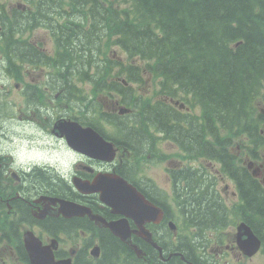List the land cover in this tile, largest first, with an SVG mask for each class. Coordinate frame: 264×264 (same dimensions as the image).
Returning <instances> with one entry per match:
<instances>
[{"label": "flooded vegetation", "instance_id": "flooded-vegetation-1", "mask_svg": "<svg viewBox=\"0 0 264 264\" xmlns=\"http://www.w3.org/2000/svg\"><path fill=\"white\" fill-rule=\"evenodd\" d=\"M97 8L103 11L75 6L74 0H0V264H139L129 250L138 259L151 258V264L171 259L191 264L184 249L193 257L188 245L199 251V243L206 262L197 264H251L252 257L245 255L248 235L240 234L245 231L240 227H249L264 247L259 231H264V215L247 208L233 212L241 205L240 195L246 205L244 193L251 189L241 170L231 171L237 179L226 172L236 164L249 172L246 159L239 151L221 154L218 143L204 140L210 136L203 127L209 130L212 121H203L191 104L150 105L131 116L118 115V101L106 91L107 30L90 41L80 36L93 26L108 29L104 12L93 13ZM146 116L151 122L134 121ZM124 118L153 138L148 150L120 140L118 122ZM175 125L183 137L197 138L199 146L163 133ZM71 135L86 139L81 146L88 150L72 146ZM189 176L199 178L192 185L212 190L223 212L219 225L201 224L200 215L177 195ZM226 178L232 188L228 183L220 187ZM124 182L130 185L125 208L103 201L99 189L124 188ZM133 188L146 199L141 201ZM227 195L236 199L234 208L226 203ZM177 206L180 213L174 214L171 207ZM123 219L125 240L108 226ZM30 245L39 252L32 254Z\"/></svg>", "mask_w": 264, "mask_h": 264}, {"label": "trees", "instance_id": "trees-1", "mask_svg": "<svg viewBox=\"0 0 264 264\" xmlns=\"http://www.w3.org/2000/svg\"><path fill=\"white\" fill-rule=\"evenodd\" d=\"M75 5L102 7L103 11L97 8L93 13L106 16L108 29L98 31L93 26L83 31V40H93L97 32L108 30V49L117 44L130 57L146 60L149 70L201 88L200 101L208 121L219 116L220 121L236 125L235 136L249 132L252 151L264 145L260 133L264 112L259 110L264 106V0H76ZM110 59L109 68L113 66ZM147 108L139 105L141 111ZM150 118L143 117L144 122H151ZM120 131L134 149L136 142L138 146L151 144L142 129L137 133L120 127ZM163 133L182 138L191 148L199 146L197 138L183 137L177 125ZM200 133L194 130L195 135ZM242 176L251 189L244 193L245 208L264 215V194L257 180L249 172ZM198 179L184 178L177 195L200 215L201 224L219 225L223 212L207 185H192ZM259 231L264 239L263 229ZM104 246L115 250L112 243L104 242ZM169 264L184 263L171 259Z\"/></svg>", "mask_w": 264, "mask_h": 264}, {"label": "bare ground", "instance_id": "bare-ground-1", "mask_svg": "<svg viewBox=\"0 0 264 264\" xmlns=\"http://www.w3.org/2000/svg\"><path fill=\"white\" fill-rule=\"evenodd\" d=\"M93 32H96V31H93ZM92 32V33H93ZM99 34H98V36L99 37H103L104 36V33L105 32H98ZM103 35V36H100V35ZM81 38L82 39H84L85 38V34H84V32L82 31L81 32ZM9 65L11 66V67H13V64L12 63H9ZM52 82V81H51ZM50 82V83H51ZM49 83V82H48ZM62 84V83H61ZM50 85V84H49ZM55 85H57V83L55 84ZM60 85V84H59ZM54 88V87H53ZM60 88V87H59ZM62 88V87H61ZM30 90H33L32 88L30 89ZM29 90V91H30ZM56 91V90H55ZM31 92V91H30ZM35 93V92H34ZM56 93V92H55ZM29 94V93H28ZM33 94V93H32ZM30 95V94H29ZM29 100V99H28ZM36 100V99H35ZM31 102V101H30ZM36 102V101H35ZM140 105V104H139ZM139 107V106H138ZM94 113V112H93ZM159 117V116H158ZM169 117V116H168ZM155 118V117H154ZM157 118V117H156ZM155 118V119H156ZM165 118V117H164ZM141 119H143V118H140V119H135L134 121H140ZM119 120V119H118ZM113 121V120H112ZM117 121V120H116ZM122 121H124V122H122ZM128 121H132L131 119H128V118H124V119H122L121 120V122L119 123L118 122V124H119V126L122 128V129H125V128H128L129 130H131L132 132H137V133H139L140 131L139 130H135L132 126H131V124L133 123L134 124V122H128ZM135 135V133H132L130 136H134ZM120 140H123V142L127 145V144H129V145H127L128 147H130V148H132V146L130 145V143H128V140H127V137L125 136V133H121V136H120ZM150 142H151V144H149V145H146V146H138V142H136V144H137V149L139 150V151H146V150H148L149 148H150V146L152 145V143L154 142V140H153V138L152 137H150ZM134 149V148H133ZM121 207L122 208H125L126 206L124 205V204H121ZM263 238V237H262ZM108 240V239H107ZM263 241H264V239H263ZM199 245V248H200V250L199 251H196V250H194L191 246H189L188 245V248H189V250L191 251V253L190 254H192L193 255V258H194V260H195V262H193V261H191V260H189L190 262L189 263H191V264H197L198 262H200V261H202V262H206V259L202 256V251H201V244L199 243L198 244ZM121 250L119 249V252H120ZM183 254L185 255V254H188L189 255V251H187V250H185L184 249V252H183ZM186 256V255H185ZM183 262V261H182ZM185 262V261H184Z\"/></svg>", "mask_w": 264, "mask_h": 264}, {"label": "rangeland", "instance_id": "rangeland-1", "mask_svg": "<svg viewBox=\"0 0 264 264\" xmlns=\"http://www.w3.org/2000/svg\"><path fill=\"white\" fill-rule=\"evenodd\" d=\"M186 78V77H185ZM187 79V78H186ZM233 147H237V145H233ZM157 173L158 174H161L160 173V170L159 171H157ZM226 183H228L229 184V186L232 188V181H231V179L230 178H226L225 180H221L220 181V187L222 188L223 186H224V184H226ZM230 188V189H231ZM223 192H225L224 190H223ZM264 263V256H258V261H252V264H263Z\"/></svg>", "mask_w": 264, "mask_h": 264}, {"label": "water", "instance_id": "water-1", "mask_svg": "<svg viewBox=\"0 0 264 264\" xmlns=\"http://www.w3.org/2000/svg\"><path fill=\"white\" fill-rule=\"evenodd\" d=\"M102 198L107 201L109 204H115V200L113 199V196H112V192H113V189H110V188H102ZM106 192V194H105Z\"/></svg>", "mask_w": 264, "mask_h": 264}]
</instances>
